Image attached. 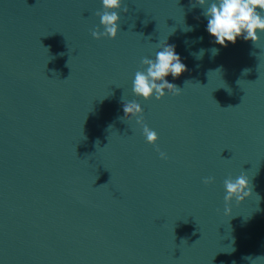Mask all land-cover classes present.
<instances>
[{
	"label": "water",
	"instance_id": "95a60500",
	"mask_svg": "<svg viewBox=\"0 0 264 264\" xmlns=\"http://www.w3.org/2000/svg\"><path fill=\"white\" fill-rule=\"evenodd\" d=\"M125 4L97 40L100 0H0V264H264V32L222 47L195 0ZM165 41L180 95L135 96Z\"/></svg>",
	"mask_w": 264,
	"mask_h": 264
},
{
	"label": "clouds",
	"instance_id": "9594fccd",
	"mask_svg": "<svg viewBox=\"0 0 264 264\" xmlns=\"http://www.w3.org/2000/svg\"><path fill=\"white\" fill-rule=\"evenodd\" d=\"M100 3L101 10L95 12L99 18V25L91 31L90 35L97 40L115 39L120 30L119 12L126 13L128 7L126 4L122 7V0H100ZM196 5L205 9L202 15L207 18L206 31L214 37L215 43L222 47L227 46L228 43L234 44L238 38L257 44L258 33L264 32V0H195V4L191 6ZM203 51V49L200 51L197 58L202 57ZM217 51L215 48L211 49L213 54ZM140 64L141 70L135 72L132 81V93L135 96L144 100L154 97L159 101L166 93L173 96L180 95L182 88L165 79L168 75L176 79L187 70L173 45H168L165 41L160 45V50L156 52L154 59L144 57ZM123 112L125 120L135 118L136 124L142 129L146 143L155 145L158 139L157 133L144 122L141 105L135 100L124 102ZM156 150L161 159H167L165 152L160 151L159 148ZM214 181L215 178L209 176L204 178L202 183L209 185ZM223 188L225 216L231 215L229 205L233 200L236 204H240L252 194L249 181L243 173L235 179L231 176L225 178Z\"/></svg>",
	"mask_w": 264,
	"mask_h": 264
}]
</instances>
